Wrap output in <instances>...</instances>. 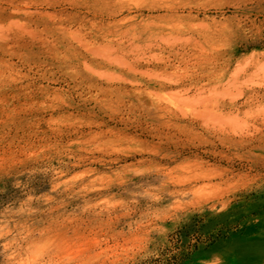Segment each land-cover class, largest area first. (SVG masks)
<instances>
[{
	"label": "rangeland",
	"instance_id": "obj_1",
	"mask_svg": "<svg viewBox=\"0 0 264 264\" xmlns=\"http://www.w3.org/2000/svg\"><path fill=\"white\" fill-rule=\"evenodd\" d=\"M262 260L264 0H0V264Z\"/></svg>",
	"mask_w": 264,
	"mask_h": 264
},
{
	"label": "bare ground",
	"instance_id": "obj_2",
	"mask_svg": "<svg viewBox=\"0 0 264 264\" xmlns=\"http://www.w3.org/2000/svg\"><path fill=\"white\" fill-rule=\"evenodd\" d=\"M262 261H259L257 264H264V260H262Z\"/></svg>",
	"mask_w": 264,
	"mask_h": 264
}]
</instances>
